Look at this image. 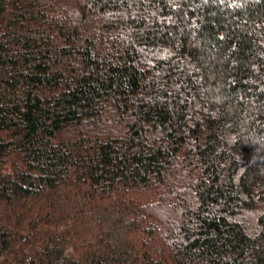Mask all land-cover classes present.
<instances>
[{
	"label": "trees",
	"instance_id": "trees-1",
	"mask_svg": "<svg viewBox=\"0 0 264 264\" xmlns=\"http://www.w3.org/2000/svg\"><path fill=\"white\" fill-rule=\"evenodd\" d=\"M0 264H264V0H0Z\"/></svg>",
	"mask_w": 264,
	"mask_h": 264
}]
</instances>
